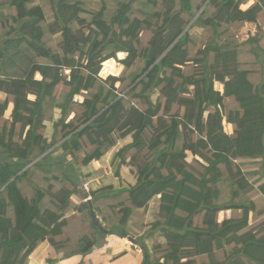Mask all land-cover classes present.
<instances>
[{
  "label": "trees",
  "instance_id": "1",
  "mask_svg": "<svg viewBox=\"0 0 264 264\" xmlns=\"http://www.w3.org/2000/svg\"><path fill=\"white\" fill-rule=\"evenodd\" d=\"M178 1L179 11L176 0L165 2L163 10L158 0H127L107 21L104 0H0V264H29L43 242L61 259L86 257L102 248L108 235L133 238L148 252L147 264H197L204 256L209 264H264V222L249 227L250 214L258 211L250 194L264 198V48L254 37L237 46L222 42L214 24V39L200 51L203 72L183 75L179 82L175 76L188 62L182 50L189 39L181 15L193 19L196 13L190 0ZM250 1L234 6V0H211L219 13L225 11L221 19L231 15L234 22H255L264 0H254L247 12L239 10ZM59 32L63 43L55 51L45 38ZM141 32L151 34L144 47ZM251 43L263 57L259 84L242 70L239 58ZM119 53L127 58L118 61ZM112 59L125 70L120 79L113 71L104 76L115 77L104 80L102 65ZM137 59L141 67L131 71ZM221 75L227 78L220 82L224 93L214 89ZM127 81L128 91L120 92L116 83ZM157 92L161 98L153 101ZM232 97L240 110L226 119L236 128L229 135L221 108ZM175 104L183 106V116L170 115ZM10 105L11 121L4 120ZM47 125L51 139L42 133ZM128 138L115 158L122 171L133 152L135 184L105 185L88 194L82 189L110 227L100 230L85 202L80 209L88 212L94 232L79 235L67 216L77 207L72 198L82 193L75 163L89 147L80 163L87 168ZM67 184L74 189H64ZM155 197H160L159 220L151 225L150 237L136 239L130 227L142 229L136 223L143 218L140 212ZM229 210L242 211V217L219 222L218 214ZM65 234L69 237L59 241ZM155 235L165 242L150 248L148 240ZM156 252L163 255L156 258Z\"/></svg>",
  "mask_w": 264,
  "mask_h": 264
},
{
  "label": "rangeland",
  "instance_id": "2",
  "mask_svg": "<svg viewBox=\"0 0 264 264\" xmlns=\"http://www.w3.org/2000/svg\"><path fill=\"white\" fill-rule=\"evenodd\" d=\"M49 1L50 0H39L41 4L48 3ZM62 1L63 0H55V3L59 4V2L61 3ZM104 1L106 2L107 9H108L106 19L107 21H110L112 16L119 9L120 5L124 1H127V0H104ZM158 1H159L158 9L163 10V5L168 0H158ZM234 1H235L234 6L236 5L238 6V4L242 2V0H234ZM176 2L178 4V11H179L180 10L179 1L176 0ZM189 3L192 9L194 10V12L196 13V15L193 19H190V16L186 13L181 15L182 19H184L188 23L189 29L187 31L189 33L188 35L189 39H188V42L185 48L182 50V52L188 53V59H187L188 62L184 64L183 66H180L182 68V74L175 76L176 80H178L179 82H182L181 77L183 75L185 77H192V76L197 77L201 75V73L203 72V63L201 62L202 55L200 54V51L203 50L205 46H207L214 39V30L211 27L214 24L217 25L219 32L222 34V37H221L222 42H230L237 46L239 44L241 45L243 43H246L247 41H249L250 38L254 37L258 41L259 45L262 48H264V12L258 15V18L255 22H248V21H238V22L235 21L234 22L233 19H230L231 15H228L227 16L228 18L224 17V19H221L223 17V14H225V11L224 12L222 11L219 13V11L217 10V7L215 6L214 3L211 2V0H190ZM254 3H255L254 0H251L247 5L242 4L239 6V10L243 12H247V10H249L247 8L253 5ZM54 5L55 4L52 3V6ZM200 17L202 18L200 21H198ZM160 24H162V22H160L158 25ZM157 26H155L153 30H156ZM76 33L78 35H82L83 31L79 30ZM140 35L141 36L144 35L143 36L144 37L143 47H144L146 45V42L151 38V34H148V36L147 35L145 36V33L141 32ZM45 41L47 42L49 46H51L55 51H57L59 50L60 45H62L63 43V38H62L61 33L59 32L55 36H52V35L47 36L45 38ZM139 49H141V46L139 47ZM255 49H256V46L252 43L246 45L245 48H242L240 50L239 58H240V62L242 63L241 64L242 70L250 71L252 73L251 78L253 79V82L256 84H259L262 81L261 73H262L263 57L260 56L261 53ZM253 50H255L259 54L260 58L258 55H256L253 52ZM212 57L213 56H211L210 58V65L214 64ZM126 58H127V55L124 53H119L117 55L118 61H121ZM139 60L140 59H137L131 71H135L137 70V68L141 67ZM234 60H235V55L232 56V58L227 61L229 63H232ZM195 61H197L198 64H194ZM124 70H125V67L123 65H121L116 60L112 59V60L106 61L102 65V71L100 72L99 77L104 80H107L110 77H115V76H104V75L115 71V73L119 75L117 76V78L120 79L123 75ZM128 73L129 72L125 73V76H124L125 78H127ZM37 77H38V74L35 75V78L39 79ZM222 79H224L225 81L227 80V78H225L223 75H221L218 78H215L214 89L216 91L224 93V84L220 83ZM129 85H130V81H127L125 84H122L120 82L116 83V87L120 90V92L128 91ZM60 90L61 89H59L58 91ZM160 98H161L160 93L157 92L153 96V101H157ZM1 99H4V96L0 95V100ZM30 99L34 100L35 98L30 97ZM79 99H80L79 101H82L83 98L80 97ZM221 110L223 112V125L225 127L224 130H226L227 133L233 135L236 128L234 125L230 126L229 123L226 121V119L231 112H238L240 110V106L234 97L227 98L225 99V102ZM11 111H12V105L9 106L8 111L5 113L4 120L9 119V121H11V116H10ZM171 111L172 112L170 115L180 113L181 116H183L185 112L183 106H181L180 104L173 105ZM209 114L210 112H207L205 114V118H207ZM57 115H59V112H57ZM52 131H53L52 126L47 125V128L42 130V133H44V135L48 139H51ZM196 138L197 137L194 136V139ZM127 141L130 142V139H128ZM90 150L91 148L89 147L86 148L84 153L81 154L78 162L75 163V169L77 170V173L82 181V183L78 182V185H79L78 189L82 191V193L72 198L77 207L73 211L69 212L67 215L71 223H73V225H75L76 228L78 229L77 233L79 235H84V236H86L87 234H92L94 232V228L91 225L90 219L88 217V212H84L80 209L81 204L87 201L88 202L91 201L89 199L85 200V198L83 197L84 196L83 192H85L84 190H82L83 186L87 183H91V186H90L91 190L89 191V193L94 191L93 189L102 188L105 184L106 185H116L115 188L118 189L119 187H126L131 183H135L137 179V173H138L137 163L130 161V158L132 157L133 152L129 154L128 156L129 160L122 171L119 170V159L115 158L113 161L109 155L110 153H108L103 158V161L101 160L102 162H100L99 164L96 163L94 165H90L87 168H84L81 166L80 163L82 162V158L84 157V155L90 152ZM60 155H61V151L56 153L54 157H59ZM69 161L72 162L71 159H69ZM141 162L144 163V160L142 158H141ZM188 162L191 163V165L195 167L196 169H200V167L195 163L194 158L192 156H188ZM104 164H105V168H102ZM257 168L258 167H254V169H257ZM100 169L102 171L98 172ZM45 187L46 188L48 187L47 183L45 184ZM26 188L31 190V188L28 187L27 185H26ZM63 188L69 189V190L74 189L71 184H67ZM227 192L228 191H226V193ZM30 196H32L31 191H30ZM250 196L252 200L257 204L258 210H264V198L261 195H258L256 193H251ZM126 197H128L127 194H125L122 198L125 199ZM77 203H81V204L78 205ZM140 213L143 215V218L141 220H138V222L136 223L140 227H142V229L138 227H130L132 231V236H134L136 239L137 237H140V236L150 237L151 235L149 234V232L151 229V225L159 220L158 205H156L155 203L149 205L147 209L142 210ZM241 217H242V212L231 211L228 213L227 212L219 213L217 218L219 221H224L226 219H234V218L237 219ZM99 220L101 221L103 227H106L109 229L110 225L103 224L101 218H99ZM263 222H264V216L260 217L257 214L250 215V225H252L253 227ZM65 231L67 232L68 229H66ZM111 236H115V235H108L105 243L107 242L108 237H111ZM68 237H69V234H65L64 236L59 237L58 239L59 241L64 242ZM119 238L124 239L121 237ZM112 239L116 240L115 238L111 237L109 242H111ZM126 240L129 241V244L132 247L134 246L130 242L129 239H126ZM164 242L165 241L162 239L160 235L159 236L155 235L150 240H148V245L150 248H154L159 243H164ZM74 243L75 242H72L71 245ZM228 251L229 249L227 248L225 252H221V259L225 258L226 253H228ZM162 255H163L162 252L155 253L156 258H160ZM196 261H197V264H200L201 262H205L208 264L210 263V259L207 256H204L203 258H198L196 259Z\"/></svg>",
  "mask_w": 264,
  "mask_h": 264
},
{
  "label": "crops",
  "instance_id": "3",
  "mask_svg": "<svg viewBox=\"0 0 264 264\" xmlns=\"http://www.w3.org/2000/svg\"><path fill=\"white\" fill-rule=\"evenodd\" d=\"M79 98L80 97H77L76 100L79 101L80 100ZM82 101H83V99H82ZM82 101H80V102H82ZM229 125L231 126L232 124H229ZM225 132H226V130H225ZM227 134H229V133H227ZM229 135H231V134H229ZM128 139H130V142H131V138H128ZM128 139H126L125 141L119 142L118 145L115 146L109 152L110 153L109 155L113 161L116 157L117 152L120 150V148H122V146H124L125 144L130 143L127 141ZM102 161L95 162L94 164H96V163L99 164ZM102 168H105V164ZM134 184L135 183H131L129 185L132 186ZM113 186L115 187L116 185H113ZM93 190H96V189H93ZM78 195H80V194H78ZM83 197L86 198V194H84ZM156 200L159 202H157ZM154 203L156 205H158V212H159L160 197H155L150 202L149 205L154 204ZM77 204L79 205L81 203H77ZM231 211H238V210H229V211H225V212L228 213ZM261 211H264V210H258L257 212H255V213L253 212L251 214H257L258 216L262 217V216H264V214L260 215L259 212H261ZM238 212H242V211H238ZM221 213H224V212H221ZM237 219H240V218H237ZM219 222H222V221H219ZM249 225H250V218H249ZM258 225H260V224H258ZM249 227L255 228L256 226L253 227L252 225H250ZM111 237L115 238L116 240L112 239V241L109 242ZM111 237H108L107 242L105 243V245L102 248L95 249L92 254H90L86 257L77 255V256H73V257L68 258V259H61L62 254H57L55 252L54 248L49 244V242H43V243L39 244V246L37 247L35 252L30 256L29 264H48L47 261L49 259H52V260H57V259L59 260L60 259L56 264H143L144 253L140 249V247L134 245L133 243L132 244L134 246L132 247L129 244V241H127L126 239H120L119 237H116V236H111Z\"/></svg>",
  "mask_w": 264,
  "mask_h": 264
},
{
  "label": "water",
  "instance_id": "4",
  "mask_svg": "<svg viewBox=\"0 0 264 264\" xmlns=\"http://www.w3.org/2000/svg\"><path fill=\"white\" fill-rule=\"evenodd\" d=\"M188 29H189V26L186 28V30L184 31L183 34H185V33L187 32ZM169 50H170V49H169ZM169 50H168V51H169ZM168 51H167V52H168ZM164 56H165V55H164ZM164 56H163V57H164ZM35 162H37V161H35ZM35 162H33V164H34ZM33 164H31V165H33ZM7 186H8V185H7ZM7 186H6V187H7ZM6 187H5V188H6ZM5 188H4V189H5ZM4 189H2L1 191H3ZM86 197H87V195H86ZM88 203H89V206H90V213H91L92 221H93L94 224H95L97 227H99L102 231L107 232L106 230H104V227H103L101 221L99 220L97 214H96L95 211L93 210V206H92L91 201H89ZM129 240H130L131 243H133V244L135 243V240H134L133 238H129ZM142 251H144V262H143V264H147L148 257H149L148 252L145 251V247L142 248Z\"/></svg>",
  "mask_w": 264,
  "mask_h": 264
},
{
  "label": "built area",
  "instance_id": "5",
  "mask_svg": "<svg viewBox=\"0 0 264 264\" xmlns=\"http://www.w3.org/2000/svg\"><path fill=\"white\" fill-rule=\"evenodd\" d=\"M90 186H91L90 183H87V184H85V185L83 186V189L87 192V194H88L89 191L91 190V189H90ZM87 199L91 200V197H89V195H87V197L85 198V200H87ZM87 202H88V201H87Z\"/></svg>",
  "mask_w": 264,
  "mask_h": 264
},
{
  "label": "clouds",
  "instance_id": "6",
  "mask_svg": "<svg viewBox=\"0 0 264 264\" xmlns=\"http://www.w3.org/2000/svg\"><path fill=\"white\" fill-rule=\"evenodd\" d=\"M243 7V6H242ZM37 78H39V77H37Z\"/></svg>",
  "mask_w": 264,
  "mask_h": 264
}]
</instances>
